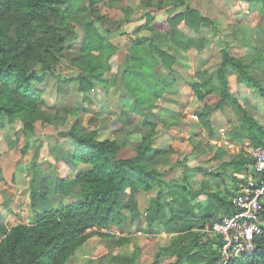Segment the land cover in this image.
Here are the masks:
<instances>
[{
  "label": "trees",
  "instance_id": "16d2710c",
  "mask_svg": "<svg viewBox=\"0 0 264 264\" xmlns=\"http://www.w3.org/2000/svg\"><path fill=\"white\" fill-rule=\"evenodd\" d=\"M240 1L264 6V0ZM103 2L105 0H0V130L4 122L16 119L20 120L24 132L32 130L33 118L41 113L43 87L48 86L50 78L59 84L68 81L56 72L68 50L66 30L71 23L84 32L82 43L70 60L71 68L77 71L71 79L77 92L87 95L98 86L119 90L121 87L122 102L132 101L125 104L126 108L140 115L141 124L147 129L135 156L124 160L118 157L126 143L116 139L100 140L97 132L78 129L75 125L66 130L61 137L69 138L75 146L72 152L67 151L65 159L74 166V183L80 189L74 196L76 202L54 208L48 195L41 194L39 180L35 181L31 206L36 217L32 224L8 228L0 214V264H67L94 234L107 237L100 231L127 225L128 221L140 223L142 215L136 197L142 192L152 193L155 188L157 194L150 199L144 218L146 226L150 230L159 225L172 239L157 258L174 259L172 264H218L219 241L205 233V229L218 223L221 216L231 214L230 198L240 189L243 181L240 177L253 165L250 154L244 149L245 141L253 147L264 148V126L233 95L230 81L235 78L238 84L256 89L264 100V85L255 68L256 63L264 62V56L258 54L254 60H247L236 58L227 49L222 50V62L216 71L199 72L197 81L188 82L200 103L210 96L218 98L216 106H207L205 112L198 115L205 130L213 137L209 121L212 112L229 108L238 122L231 141L241 144L242 148L229 160H224V152L218 149L215 159L222 162L219 172H201L187 167L207 177L200 190L191 189L186 179L167 182L164 176L175 150L172 146L153 145L156 126L147 120V115H142L158 108L160 101L172 102L181 93L182 87L177 84L174 71L177 54L191 50L203 52L208 45L203 30L212 22L190 6L191 0H141L147 13L144 22L136 27L135 37L129 40L121 68L116 59L118 48L109 37L129 20L115 27L98 10ZM163 12L169 16L157 24L155 14ZM259 36L264 54V32ZM245 44L251 46L250 42ZM157 68L170 72L163 76ZM61 114L57 111V125L67 122ZM171 115L177 117L175 113ZM177 125L179 121L165 127ZM206 146L210 148L209 144ZM194 150L198 151L197 145L193 146ZM200 150L203 152L204 148ZM56 160H59L57 156ZM41 168L33 169L40 172ZM224 173H229L235 181L236 187L227 192L230 196L223 194L219 187L212 188L209 182L223 180ZM60 182L64 191V181ZM202 197L207 206L201 205ZM200 207L202 212L198 214L195 211ZM261 222L262 232L255 239V252L234 264H264V211ZM127 242L129 240L123 239L119 244ZM135 258V254L131 257L115 255L110 262L135 264Z\"/></svg>",
  "mask_w": 264,
  "mask_h": 264
},
{
  "label": "rangeland",
  "instance_id": "374dc122",
  "mask_svg": "<svg viewBox=\"0 0 264 264\" xmlns=\"http://www.w3.org/2000/svg\"><path fill=\"white\" fill-rule=\"evenodd\" d=\"M190 6L201 11L212 22L204 27L202 34L208 45L201 53L191 50L177 54L174 71L176 82L182 87L181 93L172 102L160 101L158 108L149 109L142 116L147 115V120L156 126L153 145L172 146L175 150L164 180L175 183L186 179L185 183L191 189L200 190L207 180L201 172H219L222 162L215 159L218 149L224 152V160H229L241 148V144L231 141L233 128L238 122L229 108L212 112L209 121L214 130L213 137L205 130L198 115L203 114L207 106H216L218 98L210 96L200 103L188 87V82L192 84L197 81L199 72L216 71L222 62V50L227 49L236 58L247 60H254L258 54L264 56L259 38V33L264 32V6L260 3L250 5L240 0H191ZM98 10L115 27L129 20L109 37V41L118 48L116 59L123 68L126 47L130 46V38L135 37L136 27L144 22L147 10L141 6V0H105L99 4ZM155 16L158 24L166 21L169 15L163 12ZM237 31L239 33H235ZM66 35L68 50L63 54L56 75L68 81L59 84L50 78L48 86L43 87V102L39 107L41 113L37 117L35 115L31 125L34 131L24 132L18 119L4 122L0 130V214L8 228L33 223L36 215L31 203L32 184L35 181L39 180L41 194L48 195L54 208L76 202L74 196L80 189L74 183V166L65 159L68 157L67 151L72 152L75 146L69 138L61 137L66 130L75 125L78 129L97 132L100 140L116 139L126 143L118 157L123 160L135 156L142 142L141 136L147 131L141 124L140 115L126 108L125 104L132 101L122 102L121 87L119 90L98 86L87 95L77 92L76 84L71 81L77 71L71 68L70 60L81 45L84 32L80 26L71 23ZM191 36H194L193 33ZM245 42H250L251 46ZM255 68H258L256 75L264 85V62L256 63ZM157 70L160 71V68ZM169 72L163 68L160 74L164 76ZM230 84L233 95L264 126V100L260 93L248 85L238 84L235 78L231 79ZM57 111H61V118L67 119L65 125L55 123ZM172 113L177 117H172ZM162 119L165 122H161ZM175 121H179V125L169 129L165 127ZM247 143L245 141L244 145ZM196 145L198 151L195 152L193 146ZM202 147L203 152L200 150ZM36 167H42L40 172L33 169ZM187 167L201 172L193 173ZM228 174H223V180L209 179L211 187H219L223 194L233 190L235 181ZM45 176L48 177L45 179ZM60 181H64V191ZM157 191L155 188L152 193L137 195L142 215L140 223L128 221L127 225L100 231L107 237L94 234L67 264H111L110 258L115 255L131 257L133 254L136 255L135 264H172L174 259L157 258L170 245L171 236L159 225L148 230L144 219L150 199L156 196ZM227 194L230 196V193ZM200 203L203 206L204 197L200 198ZM195 212L200 214L202 208ZM127 216L130 218L129 214ZM123 239L129 242L120 245Z\"/></svg>",
  "mask_w": 264,
  "mask_h": 264
},
{
  "label": "built area",
  "instance_id": "2783aa9c",
  "mask_svg": "<svg viewBox=\"0 0 264 264\" xmlns=\"http://www.w3.org/2000/svg\"><path fill=\"white\" fill-rule=\"evenodd\" d=\"M244 149L250 154L253 165L240 177L243 180L240 189L230 198L231 214L205 229V233L219 241L218 264H234L250 257L256 249L255 239L262 232L264 148L253 147L248 142ZM105 232L110 233L106 230Z\"/></svg>",
  "mask_w": 264,
  "mask_h": 264
},
{
  "label": "crops",
  "instance_id": "0c3cea01",
  "mask_svg": "<svg viewBox=\"0 0 264 264\" xmlns=\"http://www.w3.org/2000/svg\"><path fill=\"white\" fill-rule=\"evenodd\" d=\"M227 216H228V215H227ZM223 217H225V215L221 216V218H220V219H222Z\"/></svg>",
  "mask_w": 264,
  "mask_h": 264
}]
</instances>
